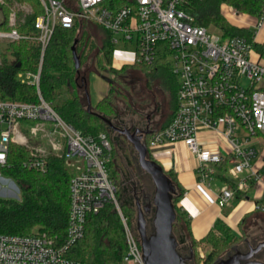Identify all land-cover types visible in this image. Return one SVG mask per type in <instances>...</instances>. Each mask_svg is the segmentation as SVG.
Listing matches in <instances>:
<instances>
[{"label": "built area", "instance_id": "2783aa9c", "mask_svg": "<svg viewBox=\"0 0 264 264\" xmlns=\"http://www.w3.org/2000/svg\"><path fill=\"white\" fill-rule=\"evenodd\" d=\"M38 1L42 11L28 27L33 11L28 1L0 0V49L8 50L13 42L40 47L37 70L16 74L21 83L35 85L38 101L0 100V164H5L12 144L27 151L23 166L28 169L45 172L50 157L64 159L71 172L66 233L63 238L39 228L26 235L0 233V264H82L70 256L69 248L84 235L87 217L108 202L119 214L125 237L120 261L109 264H143L138 233L120 210L109 172L112 144L107 133L83 135L39 94L42 58L54 27L78 19L108 31L113 44L133 41L137 63H151L158 48H165L179 81L178 106L167 125L151 129L147 143L143 134L147 152L182 142L194 156L199 182L208 185L213 172H227L241 191L250 182L261 183L263 192L253 210L264 214V51L254 47L264 41L256 39L264 24V6L252 17L225 5V16L248 29V38L195 24L191 7L200 0ZM201 127L207 132L200 134ZM223 161L225 168L219 170ZM232 198L234 189L223 183L216 203L223 207Z\"/></svg>", "mask_w": 264, "mask_h": 264}, {"label": "trees", "instance_id": "16d2710c", "mask_svg": "<svg viewBox=\"0 0 264 264\" xmlns=\"http://www.w3.org/2000/svg\"><path fill=\"white\" fill-rule=\"evenodd\" d=\"M26 1L33 7L32 13L27 17L28 27H31L42 8L38 0ZM222 4L231 5L242 13L255 16L264 6V0H200L192 3L191 14L195 24L205 27L217 26L225 34L250 38L251 32L248 29L230 24L225 19L220 11ZM92 26L96 27L100 35L92 33ZM72 45L79 56L78 68L74 67ZM254 47L263 52L264 41L254 43ZM9 50L12 60H8L4 53L1 54L0 100L37 102L38 93L35 85L21 83L16 74L18 71L35 72L37 70L40 47L29 46L25 42H13ZM113 51L111 34L97 24L78 19L70 26L56 25L42 58L38 83L39 94L45 101L51 102L54 92L65 87V90L69 92L68 97L54 105L59 116L83 135H95L99 131L108 133L110 128L97 114L112 121L122 113L120 105L132 108L138 114L149 105H157L154 95L153 97L142 96L133 91L137 82L133 74L141 72L145 77L146 90H150L153 83L157 84L166 97L167 117L156 128L167 125L178 106L179 81L169 68L165 48H158V54L151 63L133 61L122 64L120 67L112 66ZM89 59L95 62L96 70H105L108 76L106 92L91 107V110L87 109L84 90L85 85L87 86V75L94 68V66L89 67ZM149 136L150 133L144 135L145 143ZM110 153L111 160L108 165L113 168L111 177L116 184L114 177L118 175V172L113 166V149ZM148 157L153 159L150 152ZM27 158L25 148L12 144L9 146L5 164H0V173L13 179L20 190V200L0 196V233L26 235L39 228L58 238H63L68 218V181L71 172L63 158L50 157L45 172L24 167L23 162ZM217 166L219 170H223L225 161ZM163 170L172 179L176 189V195L173 197L176 211L174 224L177 221L183 223L189 248L196 259L199 260L198 247L204 245L209 247L201 258V264H213L219 255L234 246L241 236L222 219L217 218L203 238L193 239L188 220L180 215L176 206L184 188L171 170L164 168ZM260 170L264 173V163ZM216 176L234 189L236 200L245 197L246 191L238 190L236 182L229 178L226 172H217ZM119 207L127 223L132 225L135 216V207L132 202L129 199H119ZM253 213L255 211L245 215L239 221V232L244 231L243 225L249 217L255 216ZM124 250L125 237L122 223L114 204L108 202L97 213L87 217L84 235L69 248V254L82 264H109L119 262Z\"/></svg>", "mask_w": 264, "mask_h": 264}, {"label": "rangeland", "instance_id": "374dc122", "mask_svg": "<svg viewBox=\"0 0 264 264\" xmlns=\"http://www.w3.org/2000/svg\"><path fill=\"white\" fill-rule=\"evenodd\" d=\"M225 5L226 4H222L220 6V11L222 15L225 17V19H227V21L230 24H233L225 16ZM251 16L253 17V15ZM252 17L248 16L247 20L248 21L254 20ZM208 28L216 32L222 31L219 27L213 25H210ZM91 31L95 35H100V32H98L96 30V27L94 26H92ZM256 39L257 41L264 40V24L259 30ZM134 47L135 46L133 41L119 40L118 42L114 43V53H113L112 61L114 60L121 62L134 61V50H135ZM255 49L257 50L256 47ZM2 53L6 55L8 60H12L13 57L11 55L10 50L9 49L4 50L3 48L0 49V64L2 62V56H1ZM88 64L89 67L91 68L94 66V68H92V70L89 72V77L92 79V83H93L95 78L94 70H96L95 62H93L92 59H89ZM96 71L102 78H104L107 81L108 76L105 70L100 69V71L98 70ZM133 76L137 80L136 86L134 87L135 89H133L134 93L141 94L142 96L149 95L150 97H153L154 95V97H156L157 105L156 104H155L156 106L154 104L149 105L147 106V108L142 110L141 113L139 112V114L133 111L132 108H126V106H123L124 107L123 108L122 105H120L123 111L120 115H118L117 118H115V120H112V122L118 125L119 127H128L131 130L135 129L136 127L141 129L145 128L146 124H148L151 129L156 128L160 126V124H162L165 118L167 117L168 110L165 106L166 97L164 96V93L160 90L157 84L153 83L150 86V90H146V88L144 87L145 77L143 73L135 72ZM68 95L69 92H67L65 90V87H63L60 90L54 92L53 99L51 100L50 103L54 106L55 104H58L62 100L66 99ZM94 105L95 102L93 106ZM107 135L111 141L112 149L114 151L113 166L117 169L118 172V175L114 177L117 186L116 195H118L120 200L129 199L130 202H132V204L134 205V207H135V199H137L142 205L147 204L148 202L151 201L154 187L149 175L139 167L137 163V155L135 150L133 149L132 145L122 135L118 134L117 132L110 129ZM253 167L255 170H257L259 168V162L257 161L253 162ZM109 172L110 175L113 172V168L111 166H109ZM249 192L250 190L247 192L245 197L249 196ZM0 196L12 197L17 200H20V192L16 183L13 181V179L5 177L1 173H0ZM152 210L149 214L145 215L146 228L148 232L152 230V224H151L152 214H153ZM135 218H136V209L132 223L133 225H135ZM243 227H244V231L238 232V235H240L241 237L238 239L235 245L226 249L224 252H222L219 255V257H226L228 253H233L236 250L246 252L248 250V247L255 246L259 241L264 240L263 213L257 212L256 216H252L251 218L249 217L246 223L243 225ZM182 230H184L183 223L177 221L173 226V234L175 235L178 241V250L182 255L188 256L190 254L189 243ZM208 249L209 247L207 245L198 247L197 253L199 256L198 257L199 260L196 259V256L194 255L191 258L190 262L192 264H201V258H203V256L206 254ZM262 252L264 253V248ZM200 254H202V256H200Z\"/></svg>", "mask_w": 264, "mask_h": 264}, {"label": "water", "instance_id": "95a60500", "mask_svg": "<svg viewBox=\"0 0 264 264\" xmlns=\"http://www.w3.org/2000/svg\"><path fill=\"white\" fill-rule=\"evenodd\" d=\"M71 51L74 67L78 68L79 56L76 54L74 45L71 46ZM84 90L87 109L91 110L86 85ZM97 115L104 120L111 130L124 136L132 145L137 155L139 167L149 175L153 183L154 190L150 202L142 205L135 199V228L139 236L143 264H192L190 262L193 257L192 250L189 249L190 254L188 256L182 255L178 250V241L173 234V224L176 219L173 204V197L176 195L175 185L164 172L162 165L155 159L148 157L147 147L141 140L143 134L151 132V128L146 124L144 129L136 127L131 130L128 127H119L110 119ZM151 210L153 213L152 230L148 232L145 215L149 214ZM263 247L264 240L259 241L254 247L250 246L246 252L236 250L233 253H228L226 257H219L213 264H264L262 261L253 259L254 253Z\"/></svg>", "mask_w": 264, "mask_h": 264}, {"label": "crops", "instance_id": "0c3cea01", "mask_svg": "<svg viewBox=\"0 0 264 264\" xmlns=\"http://www.w3.org/2000/svg\"><path fill=\"white\" fill-rule=\"evenodd\" d=\"M132 62L114 60L112 61V66L120 67L122 64ZM94 71V82L92 83L88 73L86 86L91 107H93L94 102L96 104L105 94L107 89V81L96 70ZM205 132H207L205 128H199L200 134ZM150 154L164 169L171 170L179 184L184 188V192L177 200L176 206L180 215L188 220L191 236L195 240L203 238L217 218L222 219L238 233L239 221L245 215L254 211V203L262 195V184L250 182L246 189V194L250 190L248 197H244L241 200L232 198L227 205L220 207L216 203V192L225 182L217 178V172H213L212 179L208 185L199 182L198 172H195L196 162L194 156L182 142L157 148ZM253 214L257 215L256 212ZM182 231L186 237L185 231Z\"/></svg>", "mask_w": 264, "mask_h": 264}, {"label": "flooded vegetation", "instance_id": "af4514ba", "mask_svg": "<svg viewBox=\"0 0 264 264\" xmlns=\"http://www.w3.org/2000/svg\"><path fill=\"white\" fill-rule=\"evenodd\" d=\"M142 129H144V128H142ZM252 247H254V246H252ZM263 248H261L259 251H257L256 253H254L253 259H256V260H259V261L264 262V257H263L264 253L262 252ZM248 249H249V247H248Z\"/></svg>", "mask_w": 264, "mask_h": 264}]
</instances>
